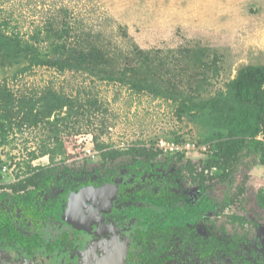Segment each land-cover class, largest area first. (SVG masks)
Returning a JSON list of instances; mask_svg holds the SVG:
<instances>
[{
	"label": "trees",
	"instance_id": "trees-1",
	"mask_svg": "<svg viewBox=\"0 0 264 264\" xmlns=\"http://www.w3.org/2000/svg\"><path fill=\"white\" fill-rule=\"evenodd\" d=\"M64 12L68 15L67 10ZM9 24L6 19L0 21V70L12 69L14 79L38 66L61 72H88L102 81L117 82L136 93H147L170 102L178 119L187 117L200 126L199 140L197 143L192 141L203 152L204 156L199 160L188 159L183 164L191 150L164 153L156 145L161 138L125 149L112 147L95 135L100 163L112 164L122 157L120 161L126 160L127 165L130 162L135 171L139 167L146 171L152 161L161 155H169L167 162L181 163V169L187 168L194 182L204 185L202 203L192 210L194 217H201L207 211L224 213L240 198L244 200L247 172L258 164L264 165V62L241 66L234 77L225 80L223 87L212 90L221 75L223 54L210 47L198 45L164 53L163 50L155 52L133 45L128 54H123L99 41L90 31H78L67 17L56 25L54 21L49 22L32 36L34 41L25 39L20 32L2 28L4 25L8 28ZM86 94L85 89L66 93L51 84L31 92L16 91L9 85L7 77L0 79L1 143L9 144V134L16 128L20 131L24 128L43 130L38 149L29 152L24 174L4 176V182L15 181L8 186L19 191L32 185H45L57 177L63 182L71 171L81 172L82 168L65 163L80 152L70 153L61 134L68 129L79 133L81 120L92 125L95 116L104 110L97 97L91 92ZM104 126L103 123L101 133L105 132ZM173 133L174 137L162 138L179 143L191 141ZM43 156H49V164L33 165V160ZM59 156L62 158L57 161ZM87 164L95 163L87 158L84 169ZM14 165L1 160L0 174L4 166L12 169ZM15 175L17 180H14ZM242 175L245 182L239 183L237 179ZM207 184L214 187L218 194L216 198H210ZM150 198L151 206L157 209L160 201L155 200L156 197ZM247 205L252 209L254 223L264 221V187L259 188ZM136 207L142 210L141 206ZM145 211L153 212V209ZM184 212L189 216L188 210ZM229 217L234 223H243L246 219L236 213Z\"/></svg>",
	"mask_w": 264,
	"mask_h": 264
},
{
	"label": "rangeland",
	"instance_id": "rangeland-1",
	"mask_svg": "<svg viewBox=\"0 0 264 264\" xmlns=\"http://www.w3.org/2000/svg\"><path fill=\"white\" fill-rule=\"evenodd\" d=\"M65 17L78 31H90L99 41L123 54H128L133 45L164 53L198 45L217 50L223 54L222 70L212 90L223 87L225 80L234 77L241 66L264 62V0H0V21L10 22L8 28L5 25L2 28L20 32L31 41L32 36L49 22L54 21L56 25ZM12 72V69L0 70V79L7 77L16 91L31 92L48 84L66 93L85 89L86 95L91 92L103 104L104 110L95 116L92 125L81 120L79 133L73 129L62 132L68 151L80 152L65 163L84 165L88 158L85 152L94 147L98 154L93 162L98 164L101 156L95 135L112 147L125 149L133 144H150L151 139L174 137L173 132L196 143L199 140L200 126L187 117L178 119L172 103L147 93H136L120 83L102 81L88 72H61L47 66L33 67L16 79ZM103 123L105 132L101 133ZM42 134V128L21 131L16 128L9 134V144L0 140V161L10 162L11 166L15 164V171L10 174H24L29 152L38 149ZM203 156V152L195 148L187 154L183 164L188 159L196 161ZM49 162V156H43L33 160V165ZM180 166L181 163H176L178 169ZM247 174L246 182L244 175L237 179L239 183L245 182V199L240 198L227 213L213 219L215 235L222 239L224 225L225 235L250 229L239 228L229 220V214H245L243 206L250 191L255 196L259 188L264 187V165L254 166ZM173 176H177L180 184L188 186L192 182L187 168L182 174L176 172ZM17 177L15 175L14 180ZM248 234L245 243L252 244L253 234L251 231Z\"/></svg>",
	"mask_w": 264,
	"mask_h": 264
},
{
	"label": "flooded vegetation",
	"instance_id": "flooded-vegetation-1",
	"mask_svg": "<svg viewBox=\"0 0 264 264\" xmlns=\"http://www.w3.org/2000/svg\"><path fill=\"white\" fill-rule=\"evenodd\" d=\"M168 156L146 171L121 158L76 166L81 172L71 171L63 182L57 177L19 191L7 185L15 181L0 183V264H264V221L254 223L246 206L251 191L245 214H239L246 219L236 223L250 229L225 235L224 225L222 239L213 219L228 208L194 217L204 185L192 179L180 184L173 174L184 168L167 162ZM151 196L160 201L155 210ZM250 231L252 244H246Z\"/></svg>",
	"mask_w": 264,
	"mask_h": 264
},
{
	"label": "built area",
	"instance_id": "built-area-1",
	"mask_svg": "<svg viewBox=\"0 0 264 264\" xmlns=\"http://www.w3.org/2000/svg\"><path fill=\"white\" fill-rule=\"evenodd\" d=\"M156 145H157V148L162 150L164 153H176V152H180V151L189 152L190 150H193L196 148L195 144L192 143V141H186L183 143H179L176 141L166 140L164 138L159 139ZM97 154H98V152L94 147H90L85 152V155L87 157H91L93 159L97 157ZM14 167H15V165H14ZM12 169H9L8 166H4V168L0 174V183L4 182V176L6 174H9V172H11Z\"/></svg>",
	"mask_w": 264,
	"mask_h": 264
},
{
	"label": "clouds",
	"instance_id": "clouds-1",
	"mask_svg": "<svg viewBox=\"0 0 264 264\" xmlns=\"http://www.w3.org/2000/svg\"><path fill=\"white\" fill-rule=\"evenodd\" d=\"M87 157V156H86ZM88 158H91V157H88ZM92 160H93V158H91ZM13 169H14V167H13Z\"/></svg>",
	"mask_w": 264,
	"mask_h": 264
}]
</instances>
